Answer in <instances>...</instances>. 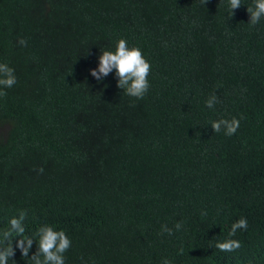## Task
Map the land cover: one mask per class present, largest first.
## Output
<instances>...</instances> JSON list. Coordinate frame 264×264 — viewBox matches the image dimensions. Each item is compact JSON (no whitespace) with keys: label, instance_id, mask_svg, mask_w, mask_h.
<instances>
[{"label":"trees","instance_id":"trees-1","mask_svg":"<svg viewBox=\"0 0 264 264\" xmlns=\"http://www.w3.org/2000/svg\"><path fill=\"white\" fill-rule=\"evenodd\" d=\"M241 4L0 0L17 79L0 96V237L23 212L24 237L66 233L65 264H264V19ZM120 39L151 64L143 99L90 74ZM233 117L234 135L213 132Z\"/></svg>","mask_w":264,"mask_h":264},{"label":"clouds","instance_id":"clouds-1","mask_svg":"<svg viewBox=\"0 0 264 264\" xmlns=\"http://www.w3.org/2000/svg\"><path fill=\"white\" fill-rule=\"evenodd\" d=\"M203 4H207L208 0H202ZM241 0H229L230 18L234 15V10L241 7ZM250 15L249 24L255 26L261 19H264V0H253V6L247 7ZM21 46H27V41L21 39L18 41ZM99 63L96 69L90 70L97 82L104 80L110 73L115 71L118 78L117 87L133 98L143 99L150 88L148 76L151 72V64L145 59L142 51L137 47H129L124 39H120L115 51H104L98 57ZM17 83L15 70L6 63H0V96H5V89L13 87ZM215 95L210 96L206 100L208 108H214L218 103ZM214 133L223 130L226 136L234 135L240 127V121L233 117L232 119H220L210 123ZM43 172V169H39ZM26 213L21 212L18 217L10 220V227L0 237V264H9V261L15 256L16 249H19L22 258L27 264H65L64 254L71 247V240L64 231H58L50 226H42L37 233L38 240L31 237H24L25 227L23 220ZM248 222L246 218H240L231 226L229 236H235L238 230H247ZM182 224L177 222L176 230H180ZM162 232L168 235L173 234V230L167 225L162 226ZM13 236L16 238L15 247L13 246ZM36 243L37 250L31 256L29 255L33 243ZM216 248L222 252H233L241 247V243L235 239H226L218 242ZM183 252V249H181ZM164 264H169L164 261Z\"/></svg>","mask_w":264,"mask_h":264}]
</instances>
